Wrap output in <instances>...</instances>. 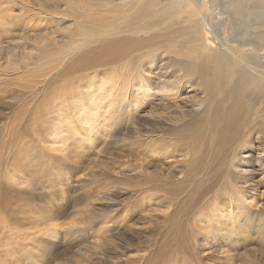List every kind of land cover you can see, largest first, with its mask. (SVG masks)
<instances>
[{"label":"rangeland","instance_id":"1","mask_svg":"<svg viewBox=\"0 0 264 264\" xmlns=\"http://www.w3.org/2000/svg\"><path fill=\"white\" fill-rule=\"evenodd\" d=\"M168 1L154 0V10L167 7ZM200 1L204 15L216 23V0ZM65 3L0 0V264H173L179 251L197 264H220L221 256L214 257L219 248L227 250L228 264H264V237L255 225H233L231 244H217L214 237L172 240L170 200L176 198V189H189L192 178L186 173L195 169L187 164L189 141L180 135L179 115L202 97L198 78L192 76L191 87L183 91L156 93L163 65L175 61L161 48L160 58L143 66L99 50L81 57L87 47L80 43L74 48L77 27ZM223 15L226 40L244 36V43L261 45L259 50L249 45L242 49L264 64V28L254 29L245 17L243 34L235 38L237 22ZM177 29L173 25L165 30L162 46L178 41L175 33H168ZM204 39L206 47L212 46L208 35ZM139 64L146 77L141 89L126 83L125 101L115 111L108 109L104 95L109 86L112 95L120 93L125 77ZM121 78L124 84H118ZM90 87L100 89L90 94ZM75 94L78 109H67ZM153 123L158 127L151 128ZM162 134L174 150L164 160L149 145ZM261 154L251 150L239 157L255 165L250 169L256 170V190L241 198L252 213L264 209ZM167 174L172 178L169 186ZM193 213L181 217L190 220ZM213 216V235L229 228L219 223L223 215Z\"/></svg>","mask_w":264,"mask_h":264},{"label":"bare ground","instance_id":"2","mask_svg":"<svg viewBox=\"0 0 264 264\" xmlns=\"http://www.w3.org/2000/svg\"><path fill=\"white\" fill-rule=\"evenodd\" d=\"M203 3L200 0H169L167 7L154 10V0H67L64 9L67 14H72L77 27L74 34L79 41L73 44L74 48H80V43L87 48L95 44L91 46L93 49H83L81 57L91 53L87 51L99 50L119 61L128 60L132 65L140 62L143 66L147 62L152 63V59H159L158 51L161 48L173 55L175 61L163 65L164 75L158 81L159 86L154 90L156 93L183 91L187 86L191 87L189 79L192 76L198 78L202 97L179 115L183 121L179 127L180 135L189 141L187 164H194L195 169L194 172H185L187 177L192 178L189 189H176V198L170 200V234L173 241L180 243L193 242L194 239L208 241L214 237L215 241L218 240L217 244H227L236 229L233 225L241 229L255 225V232L264 237V209L260 213H252L241 201L244 195L256 190L253 182V172L256 170L250 169L255 165L252 167L249 163L251 160L239 158L242 152L252 150L259 155L264 152V64L242 49L249 45L259 50L261 45L244 43V36L240 37L243 34L242 19L245 17L254 29L264 28V0H216L219 5L216 23L204 15ZM223 14L230 17L232 24L237 22V32L233 33L235 38L240 37L239 40L233 37L230 43L226 40L227 34L221 28L220 21ZM173 25L177 26V32L168 33H175L178 41L173 46H168V43L162 46L167 33L165 30H170ZM205 35L210 37L212 46L206 47ZM129 55L136 57L129 60ZM140 64L135 72L125 77V84L123 78L120 79L118 84H124L120 87V93L117 92L118 87L117 94L112 95L113 86H109L104 95L108 97L105 102L108 109L115 111L114 107L120 106L119 101H125L128 92L126 83L137 90L141 89L139 85L146 77L139 72ZM97 89L100 88L90 87L88 93H95ZM77 96H73L67 109H78ZM118 115L120 117L122 114ZM89 118L94 119V114H90ZM150 127L158 125L153 123ZM254 137L256 147H253ZM150 141L149 145L161 154L162 160L172 155V142L165 143L163 134ZM156 143L159 145L156 146ZM175 154L177 156L179 153ZM256 165H260V162H256ZM238 168L241 171H236ZM165 180L169 186L172 178L167 174ZM127 207H131L130 204ZM193 210L195 214L190 220L181 217L191 214ZM213 214L223 215L224 220L219 223L229 228L213 235L209 231L212 224L209 221L215 224ZM197 234L200 236L197 237ZM214 251L217 252L215 258L221 256L220 264H228L227 250L219 248ZM140 258L143 260V257ZM173 264L197 263L185 252L179 251Z\"/></svg>","mask_w":264,"mask_h":264}]
</instances>
